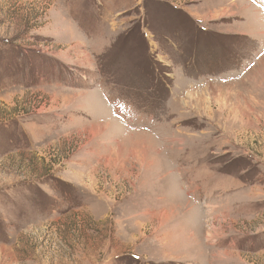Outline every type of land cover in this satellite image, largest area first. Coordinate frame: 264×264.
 Segmentation results:
<instances>
[{
    "label": "rangeland",
    "instance_id": "rangeland-1",
    "mask_svg": "<svg viewBox=\"0 0 264 264\" xmlns=\"http://www.w3.org/2000/svg\"><path fill=\"white\" fill-rule=\"evenodd\" d=\"M0 264H264V0H0Z\"/></svg>",
    "mask_w": 264,
    "mask_h": 264
},
{
    "label": "trees",
    "instance_id": "trees-1",
    "mask_svg": "<svg viewBox=\"0 0 264 264\" xmlns=\"http://www.w3.org/2000/svg\"><path fill=\"white\" fill-rule=\"evenodd\" d=\"M153 90H154V91H156V92L158 93V95L160 94V93L157 91V89H156V88H153ZM151 91H152V90H151Z\"/></svg>",
    "mask_w": 264,
    "mask_h": 264
}]
</instances>
